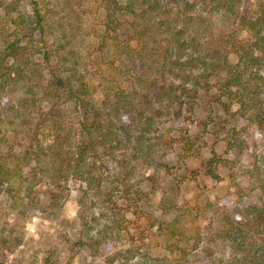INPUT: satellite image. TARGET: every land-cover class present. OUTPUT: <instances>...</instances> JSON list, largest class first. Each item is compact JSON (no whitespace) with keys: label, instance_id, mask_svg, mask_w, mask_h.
I'll return each mask as SVG.
<instances>
[{"label":"trees","instance_id":"1","mask_svg":"<svg viewBox=\"0 0 264 264\" xmlns=\"http://www.w3.org/2000/svg\"><path fill=\"white\" fill-rule=\"evenodd\" d=\"M89 1V25L76 28L86 36L85 57L82 40L73 43L71 5L58 24L49 0H0V96H14L6 121L0 116V189L32 199L45 186L55 208L75 180L112 200L138 165L168 172L169 154L183 166L199 161L189 172L197 184L224 178L227 161L207 153V138L239 155L248 142L226 118L264 130V0ZM223 20L233 29L219 28ZM184 109L201 117L199 132L151 137L153 126L180 120ZM168 175L156 199L122 194L131 215L155 228L159 264H190L183 259L201 247L202 221L226 244V264H264V151L240 189L256 202L236 206L234 216L200 205L198 195L194 206L180 204L189 179ZM87 240L97 255L102 244Z\"/></svg>","mask_w":264,"mask_h":264},{"label":"rangeland","instance_id":"2","mask_svg":"<svg viewBox=\"0 0 264 264\" xmlns=\"http://www.w3.org/2000/svg\"><path fill=\"white\" fill-rule=\"evenodd\" d=\"M49 1L48 5L54 12L50 17L58 24L59 16L64 11L67 12L66 7L71 5L74 14L73 18L70 17V23L76 36L73 43L82 40L83 53L85 57L88 56L85 33L76 28L79 25L87 28L89 24L87 25L85 19L91 17L89 9L93 3L89 0L84 3L78 0ZM218 26L226 29L232 25L223 20L218 21ZM233 34L236 36L237 33ZM244 36L243 33L237 34L239 39ZM94 55L97 54L94 52L92 57ZM231 59L235 61V57ZM13 97L0 96V116L3 121H6V110L14 101ZM200 118L199 114L184 109L180 120L166 122L163 126H153L151 137H156L161 132L167 135V131L169 135L197 133L200 130L197 124ZM226 119L231 121L229 127H235L239 137L248 142V148L239 155L230 150L225 154V145L219 138L211 135L207 138L206 151L211 149L225 159L224 162L227 161L225 164L228 168L222 172L224 178L219 181L199 178V184L195 183L190 178L195 172H189L199 170V161L194 159L183 166L181 162L177 163L179 160L175 161L177 156L171 160L172 156L169 154L168 172L161 168L156 170L146 164L138 165L132 178L123 179L117 184L112 200L86 191L84 185L75 180L67 183L68 196L55 208L50 205L45 186L37 187L32 199L24 198L23 193L7 194L0 189V264H159L158 258L163 253L159 252V238L155 228L149 226L142 217L131 215L122 204V194L125 189H129L131 194L138 190L143 195L150 191L151 196L156 199L159 195L158 189L169 187V173L189 179H185L188 183L178 192L180 204L194 206L192 200L198 195L200 205L209 201L216 209L227 210L234 216L233 210L236 206L256 202L255 194L249 196L240 189H247L245 173L258 160L259 153L264 151V130H258L242 119ZM122 121L130 124L132 116L127 115ZM2 128L0 125V136ZM161 154L162 151H156L157 157ZM206 224V221L200 224L204 238L201 247L184 258L183 262L208 264L207 261L212 258L226 264L228 248L226 244L210 238L205 230ZM89 238L96 241V244H102L97 255L86 245Z\"/></svg>","mask_w":264,"mask_h":264}]
</instances>
